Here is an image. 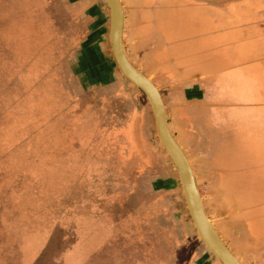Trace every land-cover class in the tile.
I'll return each mask as SVG.
<instances>
[{"label": "rangeland", "instance_id": "1", "mask_svg": "<svg viewBox=\"0 0 264 264\" xmlns=\"http://www.w3.org/2000/svg\"><path fill=\"white\" fill-rule=\"evenodd\" d=\"M62 16L58 0H0V264H157L159 256L176 264L174 220L164 219L165 189L177 213L187 211L183 194L168 189L175 167L151 105L113 57L112 93L91 94L81 25L68 27ZM122 85L132 87L121 90V105L113 110L108 96ZM133 111L142 118L144 152L127 153L126 161L123 152L132 144L119 137L130 130ZM103 161L112 171L91 172ZM133 190L126 208H134L139 230L132 229L139 236L119 227L113 236L96 214H125L113 202Z\"/></svg>", "mask_w": 264, "mask_h": 264}, {"label": "crops", "instance_id": "2", "mask_svg": "<svg viewBox=\"0 0 264 264\" xmlns=\"http://www.w3.org/2000/svg\"><path fill=\"white\" fill-rule=\"evenodd\" d=\"M58 1L67 26L81 25V61L88 63L91 94L101 89L112 93L108 83L117 73L112 67L107 4L104 0ZM120 1L125 11L126 53L160 90L171 131L191 163L215 229L243 264H264V127L259 126L264 124V0ZM130 87L122 85L108 96L113 97V110L120 103L121 90ZM249 95L254 98L242 99ZM130 124L119 138L125 135L136 148H126L124 157L118 153L119 159L144 152L138 112H132ZM106 162L91 172L108 174L112 170ZM121 167L117 171H124ZM170 169L174 177L168 189L175 196L183 194L185 201L178 174ZM134 191L113 202L117 208L124 207L125 214L113 217L105 211L94 216L114 230L113 236L119 229L130 230L129 235L139 230L134 208H126ZM166 192L164 219L174 220L176 264H222L202 244L186 202L187 212L177 213L175 200ZM168 236L162 246L167 245ZM157 243H152V252ZM103 246L102 241L93 246L91 258ZM166 261L159 256L157 264Z\"/></svg>", "mask_w": 264, "mask_h": 264}, {"label": "water", "instance_id": "3", "mask_svg": "<svg viewBox=\"0 0 264 264\" xmlns=\"http://www.w3.org/2000/svg\"><path fill=\"white\" fill-rule=\"evenodd\" d=\"M104 1L110 11L109 35L115 63L122 75L144 93L151 105L159 140L179 176L189 214L201 240L222 264H243L223 241L207 214L191 163L171 131L160 90L126 53L123 41L125 11L121 1Z\"/></svg>", "mask_w": 264, "mask_h": 264}]
</instances>
